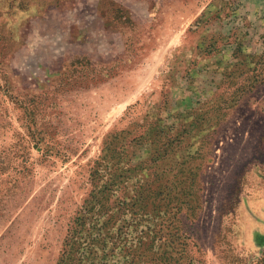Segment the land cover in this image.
I'll return each instance as SVG.
<instances>
[{
  "label": "rangeland",
  "instance_id": "rangeland-1",
  "mask_svg": "<svg viewBox=\"0 0 264 264\" xmlns=\"http://www.w3.org/2000/svg\"><path fill=\"white\" fill-rule=\"evenodd\" d=\"M90 199L97 264H264V0H0V264Z\"/></svg>",
  "mask_w": 264,
  "mask_h": 264
},
{
  "label": "trees",
  "instance_id": "trees-1",
  "mask_svg": "<svg viewBox=\"0 0 264 264\" xmlns=\"http://www.w3.org/2000/svg\"><path fill=\"white\" fill-rule=\"evenodd\" d=\"M91 199H95L96 203V195L94 193L91 194ZM91 199L87 201L83 210L75 216L72 220V223L69 225L67 229V234L63 240V247L61 249V255L57 261V264H97L99 261H95V259L99 256L101 259L102 255H98V245L99 240L102 238L100 234L101 227L103 225H98L99 219L96 220V223H91L87 225L85 222L84 212L89 210L94 204H91ZM91 206L89 207V205ZM89 207V208H88ZM107 209L101 205L100 208L97 209L98 214H102L104 210ZM83 238V241H81ZM142 243V240H139L138 246ZM136 246V245H135ZM137 246V250H138ZM129 253L133 251V248L129 246ZM135 252V251H134ZM138 255V253H133L130 259L128 260L129 264L134 262V258ZM135 264V263H134Z\"/></svg>",
  "mask_w": 264,
  "mask_h": 264
}]
</instances>
